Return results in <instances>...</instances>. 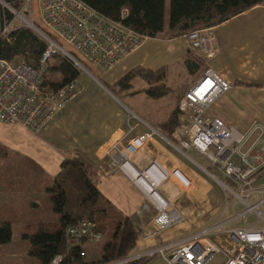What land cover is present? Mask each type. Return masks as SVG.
<instances>
[{
	"label": "built area",
	"instance_id": "built-area-1",
	"mask_svg": "<svg viewBox=\"0 0 264 264\" xmlns=\"http://www.w3.org/2000/svg\"><path fill=\"white\" fill-rule=\"evenodd\" d=\"M5 8L8 5L2 4ZM7 9V8H6ZM8 10L12 21L5 25L2 34L14 28V22L30 28L47 44L40 65L60 54L70 60L81 75L92 72L107 73L120 61L134 52L146 39L123 26L96 13L80 0H22L20 9ZM126 11H123L124 15ZM190 51L209 60L214 55V37L208 30H197L184 36ZM42 71L34 70L21 62H9L0 58V123L16 125L33 133L45 128L52 118L79 92V79L56 92L42 89ZM231 85L207 68L183 93L178 103V120L181 123L178 145L181 154L194 151L212 168L213 174L223 177L217 181L245 210L209 227L188 239L153 247L108 264H130L139 259L162 258L167 264H208L216 255L224 258V264H264V185H257V171L264 166V127L252 123L239 132L220 119L210 117L208 110ZM156 132L147 133L116 148L111 167L128 177L154 211L155 234L176 225L180 214L170 210L169 202L148 199L137 185L146 171L153 168L155 179L161 178L164 169L151 165L146 171L137 172L131 178L127 168H133L131 158L144 144L153 139ZM176 173L170 177L180 193L191 186L190 180ZM213 176V175H212ZM154 181V180H153ZM158 188V186H157ZM158 193V192H157ZM252 197H255L251 203ZM253 215L252 222L246 217ZM234 220L242 226L227 229ZM102 235L95 232L91 221H82L66 231V242L88 241L98 243ZM85 257L84 252L80 254ZM62 256H55L49 264H61Z\"/></svg>",
	"mask_w": 264,
	"mask_h": 264
},
{
	"label": "crops",
	"instance_id": "crops-1",
	"mask_svg": "<svg viewBox=\"0 0 264 264\" xmlns=\"http://www.w3.org/2000/svg\"><path fill=\"white\" fill-rule=\"evenodd\" d=\"M207 30L214 37V55L209 60L205 59V69H211L229 83L232 86L229 90L231 94H237L238 91L254 92L250 101L259 110L255 116L257 115L258 120H264V5L256 6ZM187 50L189 49L184 36L174 39L163 33L158 38H146L111 71H93L92 74L98 79L81 75L78 80V94L39 132L33 133L20 126L0 123L5 126H0V147H7L4 150L6 153H20L22 161L33 170L32 179L30 178L32 187L27 191L36 195L42 194L58 175L63 159L78 154L90 163L92 177L101 194L119 212L135 220L139 236L134 255L153 247L184 241L199 233L200 231L192 232V228L182 221L155 234L154 209L147 205L128 177L111 167L116 148L153 129L156 132L153 139L148 140L131 158L132 169L142 172L151 165L164 169L161 178L153 181L154 191L169 202L170 208L181 210L183 199L186 205L192 206L193 211H180V216L183 215L184 219L191 217L197 220L210 211L209 208L217 199L218 193L213 191L212 184L196 169L193 163L196 159L190 153L200 156L194 151L183 155L175 148L178 145L180 129L169 138L158 129V124L171 108L173 97L159 99L157 102L160 103H153L148 109L141 110L136 101L135 104L130 103L128 108L119 100L123 95H135L137 91L134 87L129 92H122L119 97L108 90V86H113L136 67L152 71L166 67L168 85L174 79H171L173 72L179 70L182 72L181 80L174 82L178 85L184 82L186 85L190 80L193 84L199 76H190L187 73L184 65ZM237 83L247 84L249 87ZM144 88L139 85L138 89ZM176 170L181 177L183 175L190 180V192L186 197H183L184 193L180 194L171 180L170 175ZM150 179L151 177L148 178ZM257 185H264V174L257 181ZM200 205L205 208V212ZM199 228L198 225L194 230ZM94 244L88 241L82 243L88 257L100 256V251L98 248L97 251L94 249ZM147 264L167 263L162 258L155 257ZM219 264H224L223 257Z\"/></svg>",
	"mask_w": 264,
	"mask_h": 264
},
{
	"label": "trees",
	"instance_id": "trees-1",
	"mask_svg": "<svg viewBox=\"0 0 264 264\" xmlns=\"http://www.w3.org/2000/svg\"><path fill=\"white\" fill-rule=\"evenodd\" d=\"M22 0H0V58L9 62H21L42 71V89L56 92L76 81L81 72L73 63L60 54L51 56L42 68L40 61L47 44L34 31L18 26L3 35L13 15L2 4L20 9ZM103 17L120 22L144 38H158L167 33L170 38H180L197 30H206L240 15L264 0H80ZM166 8L168 16H166ZM123 11H126L122 15ZM184 65L190 76H200L205 69V59L197 52L187 50ZM166 67L152 71L141 67L130 70L108 90L119 97L122 92L133 89L136 79L144 82V94L154 100L173 97L166 117L158 129L169 138L181 129L178 120V103L181 94H176L167 82ZM240 86L242 83H237ZM210 167V166H209ZM212 169V168H210ZM213 171V170H212ZM90 170V163L75 154L63 159L58 175L51 186L45 189L50 198L52 212L57 216L54 223H40L34 234L26 236L30 247L28 255L38 264H49L55 256H62L61 264H108L134 256L139 229L135 220L119 212L98 190ZM264 174V166L257 171L258 181ZM82 221H91L95 232H106L100 256L89 259L82 243H67L66 231ZM12 229L8 222L0 225V245L11 241ZM103 237V236H102ZM84 252L85 257L80 254ZM87 259H89L87 261ZM139 259L130 264H147Z\"/></svg>",
	"mask_w": 264,
	"mask_h": 264
},
{
	"label": "rangeland",
	"instance_id": "rangeland-1",
	"mask_svg": "<svg viewBox=\"0 0 264 264\" xmlns=\"http://www.w3.org/2000/svg\"><path fill=\"white\" fill-rule=\"evenodd\" d=\"M166 2H168V0H166ZM166 16H168L167 8ZM20 25L22 24L19 21H15L13 27H18ZM180 74H182V72L179 70L173 72L171 79L173 77L174 79L170 80L169 84V86H173L172 88L175 92H177L178 95H182L192 84L190 80L186 85L184 82L182 85H178L176 82H174V80L177 82L178 80H181ZM92 76L93 77H88L91 79H98L93 74ZM195 79L196 78H194V80ZM139 85H141V88L145 87L144 82L140 79H137L134 83V89L137 91L136 94L133 96L123 95L119 98L120 102L125 107L130 108V103L133 102L135 104L134 101H136L138 103V107L141 108V110H146L153 103H155V105L156 103H160L157 102L158 100L147 98L143 92L144 89H138ZM231 93L232 92H229L224 97L220 98L219 101L208 110V115L210 117L220 119L223 123L234 127L239 132L246 131L254 122L261 123L264 126V120L260 118V120H258L257 115L255 116V113L259 112V110L255 108L256 104L251 103L250 101V99L254 96V92L238 91L237 94ZM260 114H262V112ZM0 126L5 127L1 124ZM1 147L0 225L4 222L10 223L12 237L8 244L0 245V264H38V262L27 253L30 243L28 237L26 236L34 234L38 228L37 226L40 223H54L57 220V216L52 212L50 198L45 191L40 195L32 194V191H27L32 187L30 178L32 179L33 170L31 166L22 161V158L20 157L22 155H20V153H6L4 150L7 147ZM190 155L196 159L195 162L193 161L196 169L212 184L214 189L213 191H217L218 193L217 199L209 208L210 211L206 212L208 214H204L206 216H203L202 214V216L197 220H194L191 217L184 219V216H181L182 220L179 222L183 221L187 226L192 228V232L197 233L209 227L214 222L225 221L234 217L235 214L243 212L245 210V206L239 202H236L235 198H233L231 194L217 182L220 181L221 183H225L222 176L213 174L212 169H210L209 165L202 158L197 157L193 153H190ZM187 159L189 160L188 156ZM189 192L190 188L186 191V193L182 194L183 197H186ZM143 199L146 202L144 197ZM254 199L255 197H252L251 203L254 202ZM181 204V210H176V208L173 207H171L170 210L178 214H180V211L183 212L187 210H194L192 206L186 205L184 199L181 201ZM199 207L201 209L203 208V212L206 211L202 205ZM261 211L264 212V208H262ZM252 221L253 215L246 217V222ZM198 225L200 228L194 230ZM240 226H242V221L234 220L226 228L233 229ZM102 236V240L94 244V249H96V251L97 248L100 251L101 245L105 242L107 238L106 232H104ZM88 258L93 259L95 256H89ZM89 259H87V261ZM220 262H222V256L216 255L208 264H219Z\"/></svg>",
	"mask_w": 264,
	"mask_h": 264
},
{
	"label": "bare ground",
	"instance_id": "bare-ground-1",
	"mask_svg": "<svg viewBox=\"0 0 264 264\" xmlns=\"http://www.w3.org/2000/svg\"><path fill=\"white\" fill-rule=\"evenodd\" d=\"M10 7V6H9ZM8 9V6L6 7ZM11 8V7H10ZM30 29V28H29ZM127 168V171H128V174L131 178H135L136 177V172L131 169L130 167H126ZM147 175H144L142 176L140 179L141 182L140 184L137 183L136 186L139 187V189L143 192V194L148 198L150 199L151 201L153 202H156V203H161L162 200L161 198L156 194V192L154 191V187H153V180H156L155 179V176H156V173L154 172L153 168L149 169L148 171H146ZM177 177L180 178L181 176L176 173ZM151 177L150 180H148V178ZM150 206V205H149ZM151 207V206H150Z\"/></svg>",
	"mask_w": 264,
	"mask_h": 264
}]
</instances>
